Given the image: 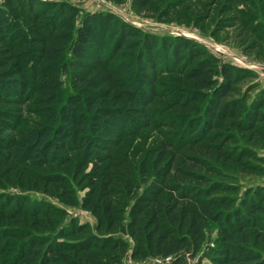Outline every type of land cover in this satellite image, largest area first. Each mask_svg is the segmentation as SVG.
Instances as JSON below:
<instances>
[{
	"label": "trees",
	"instance_id": "16d2710c",
	"mask_svg": "<svg viewBox=\"0 0 264 264\" xmlns=\"http://www.w3.org/2000/svg\"><path fill=\"white\" fill-rule=\"evenodd\" d=\"M258 79L193 39L156 36L111 11L84 12L66 0H1L0 187L76 206L72 183L79 180L89 188L81 207L96 228L121 229L133 244L94 235L54 240L41 233L55 231L66 212L30 210L22 198L0 196V258L12 252L0 264H122L128 250L137 264H186L198 257L210 224L218 226L215 264H264V190L237 204L219 168L245 164L249 150L236 154L239 139L264 141V90L252 94ZM26 111L35 118L27 120ZM152 126L164 137L152 161L139 166L140 186L136 163L116 150ZM165 129H177L178 140ZM117 195L132 200L125 223ZM86 231L73 224L62 235Z\"/></svg>",
	"mask_w": 264,
	"mask_h": 264
},
{
	"label": "rangeland",
	"instance_id": "374dc122",
	"mask_svg": "<svg viewBox=\"0 0 264 264\" xmlns=\"http://www.w3.org/2000/svg\"><path fill=\"white\" fill-rule=\"evenodd\" d=\"M66 1L78 6L84 12L111 11L126 22L159 37L181 35L193 39L205 45L210 52L215 53L224 62L257 72L259 87L252 94L264 90L262 81V78H264V0H146V4L143 6L139 4L141 0H125L120 3L112 0ZM209 45L222 48L225 53H217L210 49ZM64 79L66 90L70 91V76H66ZM24 116L27 120L35 118V115L29 111H26ZM170 116L173 115L171 113L165 114V117L170 118ZM159 117H156L154 121L158 120ZM27 124L28 122L23 123L21 126L25 127ZM176 130L165 129L164 132L170 134L169 138H174L177 141L179 137ZM180 132L185 136L181 128ZM163 137L161 131L152 126L136 135L126 137L120 148L116 150V154L120 158L128 157L136 163L135 172L140 186H143L144 181L139 176V166L145 159L149 162L152 161L153 155H150V151L159 146ZM237 146L239 149L236 154L241 152L239 150L243 148L249 150V155L243 157V163L245 164L231 162L225 167L219 168L223 173L221 180L234 188L233 191L226 194L233 197L238 204L246 194L252 193L258 188L264 190V141L254 145L247 143L245 139H239ZM230 148L233 150L235 145H231ZM90 169L91 166L87 168L88 171ZM153 176H155L154 172L148 176V181ZM72 185L80 201L79 205L76 206H69L58 198L42 192L16 187H0V196L22 198L25 202V208L30 210L38 206L42 209L51 208L66 212L64 216L57 218L58 227L55 231H43L41 233V235L49 236L54 240L78 242L87 236L94 235L101 238H122L131 245L133 244L121 229H117L112 233L98 230L96 228V217L91 211L81 207V201L86 196L89 188L85 187V183H79V180L73 181ZM113 200L115 203L120 202V207L125 209L122 214L123 223H125L132 200L126 195H117L113 197ZM258 223L261 227L264 226V212L259 214ZM73 224L76 226L82 225L87 231L77 236H63L62 231L71 230ZM217 235L218 226L216 224L208 225L198 257L195 259L187 258L186 264H198L199 257L202 258L201 264H215L212 259L213 252L211 248L215 246ZM260 248L264 253V247ZM9 253L12 254V252ZM11 254L1 257L0 262L4 263L8 260L5 258L12 257ZM129 254L130 250H128L122 264H137L129 258ZM168 261L170 260L166 262ZM138 263L158 264L155 258Z\"/></svg>",
	"mask_w": 264,
	"mask_h": 264
},
{
	"label": "built area",
	"instance_id": "2783aa9c",
	"mask_svg": "<svg viewBox=\"0 0 264 264\" xmlns=\"http://www.w3.org/2000/svg\"><path fill=\"white\" fill-rule=\"evenodd\" d=\"M210 49H212L213 51L220 53V54H224V50L222 48L219 47H215L213 45H209ZM167 260H170V258H166V259H161V258H155V261L159 264V263H165Z\"/></svg>",
	"mask_w": 264,
	"mask_h": 264
},
{
	"label": "crops",
	"instance_id": "0c3cea01",
	"mask_svg": "<svg viewBox=\"0 0 264 264\" xmlns=\"http://www.w3.org/2000/svg\"><path fill=\"white\" fill-rule=\"evenodd\" d=\"M262 81H263V83H264V78H262Z\"/></svg>",
	"mask_w": 264,
	"mask_h": 264
}]
</instances>
